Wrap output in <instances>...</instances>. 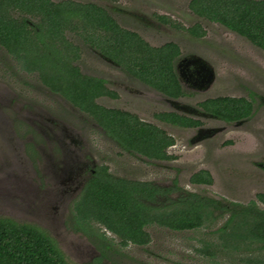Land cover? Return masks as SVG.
I'll return each instance as SVG.
<instances>
[{
    "label": "rangeland",
    "instance_id": "rangeland-1",
    "mask_svg": "<svg viewBox=\"0 0 264 264\" xmlns=\"http://www.w3.org/2000/svg\"><path fill=\"white\" fill-rule=\"evenodd\" d=\"M71 1L94 3L109 10L117 7L119 13L115 16L119 24L137 32L152 46L174 42L180 47L182 57L198 55L210 63L215 72L214 83L204 93L186 89L188 95L182 101L190 107L198 108V103L208 98L255 99L254 116L242 125L195 117L204 130L221 129L212 136L199 135L197 129L161 125L154 115L173 110L161 95L156 98L157 93L97 57L78 38L71 36L80 48V71L105 79L108 88L118 93L116 100L100 98L97 103L108 109L135 114L142 121L162 128L175 140L168 154L176 160L148 161L119 150L92 125L91 119L86 126L76 118L74 127L89 140L97 165H105L115 177L161 185H172L175 179L183 193L241 206L256 202L258 208L264 209V203L257 199L258 195H264V51L221 25L193 14L188 7L191 0ZM157 15H165L184 28L199 24L206 36L193 38L185 30L159 23ZM120 81L132 84L135 91H148L149 96L143 97L132 88L117 86L115 82ZM29 85L37 86L32 89ZM41 88L47 92L35 75L17 71L0 48V218L40 227L57 242L70 264H240L249 258H264V253L255 254L243 246L235 249L223 245L220 230L225 227L229 212H214L215 218L196 230L180 232L151 225L146 228L151 238L147 246L116 247L109 259H101V254L95 255L90 249L95 246L88 237L70 227L69 219L76 199L53 198L50 201L47 197L49 189L56 197L59 187L51 164L57 165L63 158L57 141H50L49 151L47 123L41 124L45 117L29 103L41 105L43 109L49 106L53 115H62L57 113V108L65 100L52 93L46 97L48 92L45 94ZM200 170L210 173L211 185L190 182V177ZM105 233L108 239L118 244L115 235ZM204 245L217 249L215 254L211 257L203 254Z\"/></svg>",
    "mask_w": 264,
    "mask_h": 264
},
{
    "label": "trees",
    "instance_id": "trees-1",
    "mask_svg": "<svg viewBox=\"0 0 264 264\" xmlns=\"http://www.w3.org/2000/svg\"><path fill=\"white\" fill-rule=\"evenodd\" d=\"M189 8L264 50V0H192ZM162 22L167 24L168 20L162 18ZM112 30L113 20L94 4L70 0H0V48L17 71L35 75L52 93L91 115L125 149L169 161L173 157L165 150L174 145L171 137L134 115L106 110L94 102L96 97L111 93L105 89L103 80L80 72L76 65L80 48L69 35L82 39L169 97L179 94L172 61L179 50L172 44L152 48L127 32H119L115 37ZM99 31L109 35H100ZM188 31L197 37L204 36L198 26ZM201 105L206 112L226 122L245 117L251 110L250 102L244 99L219 98ZM163 119L183 128L198 124L171 114ZM101 170L74 201L69 219L70 227L88 237L101 259H109L116 247L147 246L151 238L146 228L151 225L180 232L196 230L214 219V212L230 213L220 230L226 248L243 246L255 254L264 253V209L258 208L256 202L247 206L224 204L187 192H179L173 198L172 189L115 179L105 174V168ZM190 182L210 185L212 180L207 171H199L191 176ZM173 186L180 191L176 182ZM257 199L264 203V195H258ZM105 231L115 235L118 244L108 239ZM201 250L211 257L217 249L204 245ZM0 264L70 263L57 242L40 227L0 218ZM240 264H264V258H249Z\"/></svg>",
    "mask_w": 264,
    "mask_h": 264
},
{
    "label": "flooded vegetation",
    "instance_id": "flooded-vegetation-1",
    "mask_svg": "<svg viewBox=\"0 0 264 264\" xmlns=\"http://www.w3.org/2000/svg\"><path fill=\"white\" fill-rule=\"evenodd\" d=\"M108 1L114 2L115 0H108ZM190 2H189V4H190ZM80 4H94V3H80ZM94 5H96V4H94ZM96 6H98L101 10H103L107 14V16H109L111 18V20H113V30H112L113 33L112 34L115 37H117V33H119V32L120 33L121 32H127V33H130L131 35H136L137 37H139L142 41H144L145 43H147L152 48H159L160 49V48L166 47V45L172 44V45H175L177 47V49L179 50V54L172 60L173 61V74L176 77V82H177L178 93L179 94L177 95V97H169L166 93H164L161 90L153 87L152 85H150V84L142 81L138 77H135L126 68H124L123 66L117 64L111 58H108L107 56L103 55L101 52H99V50H95V49L91 48L86 42H84L82 39H79L78 38L84 44V46H86V48L89 51L94 52L97 55V57L101 58L102 60L106 61L108 64H110L112 66H115V67H117L119 69H122L123 72L127 76H129L130 78L138 81V83H140L142 85H145L148 89H151L154 93H157L158 95H156V98L159 99L160 98V95H161V99H163L164 102H166L169 105V107H171V109H173V110L172 111H162V112L156 113L154 115V117H155L156 121L159 124L166 125V126H176V127H180V126H178L176 124H172L170 122L165 121L163 119L164 115L171 114V115H176V116H179V117H186V118L193 119L194 121H196V123H198L197 125H195L194 127H191L190 129H197L199 135L206 134L208 136H212V135H215L214 134L215 128L207 129V130L205 129L208 132H205V130H204V132L200 133L199 132V129H203L202 123L199 121V119H197L195 117L211 118V119H214V120L222 121V122H224L226 124L242 125L243 123L249 121L254 116V113L256 111L255 106H254L255 105V99L252 98V97H251V99H245L243 97H241V98H232V97L208 98V99H205L202 102H199L198 103V108H193V107H190L189 105L183 103L182 100L188 95L185 92L186 89H189V90H191L193 92L204 93L205 91L209 90L212 87V85L214 83V80H215V72H214L213 67L210 65V63H208L204 58H202L201 56H198V55H189L187 57H182L180 47L176 43H174V42H166V43H164L162 45H159V46H152L140 34H138L137 32H135L133 30L126 29V28L122 27L121 24H119V22L117 20V17L115 16V13H119V9L117 7H112L109 10V9L103 8V7L99 6V5H96ZM188 7H189V5H188ZM190 11H191V9H190ZM193 14H195V13H193ZM196 16H198V15H196ZM198 17H200V16H198ZM162 18L167 19L168 20V23L167 24L166 23H163L162 22ZM201 18H203V17H201ZM156 19L158 20L159 23H161L163 25H168V26H170V27H172L174 29L185 30L193 38L202 39V38H204L206 36V31L199 24H195V25H193V26H191L189 28H184L181 25H179V24L173 22L172 20H170L165 15H157ZM209 22H211V21H209ZM170 23L176 24L177 26L176 27L175 26H172V25H170ZM211 23H214V22H211ZM214 24L221 25L219 23H214ZM195 26H198V27H200V29L203 30L204 36L197 37L195 35H192L188 31V30L194 28ZM221 26L224 27V28H226L227 30H229V31L237 34L236 32L228 29L227 27H225L223 25H221ZM99 32H100V35H109V33H107L106 31H99ZM237 35H239V34H237ZM71 36H73V35H69V38L73 41V37L74 36L73 37H71ZM240 37H242V36H240ZM242 38H244V37H242ZM244 39H246V38H244ZM253 46H255V45H253ZM255 47L258 48V49H260L257 46H255ZM262 51H264V50H262ZM80 57H81V53H80ZM80 59H79V61H80ZM78 62L76 63L77 66H78ZM210 69H212V73H211V70ZM83 75H85V74H83ZM85 76H88V75H85ZM88 77H92V78H96V79L103 80V82H104L103 85H104L105 89L109 93H111V95H103V96L96 97L94 102L97 105H99L97 103V101L100 98H110L112 100L118 99V93L108 88L107 81L105 79L98 78V77H93V76H88ZM210 80H211L212 83H211L210 87H208V89L205 90V88L209 85ZM38 82L47 90L48 93L44 89L41 88V90L45 94L47 93L46 94V97L50 96L49 94L52 93L50 91V89H48L47 87H45L39 80H38ZM115 84L117 86L121 87V88L124 87V89L132 88L133 92L136 90V89H133V87H132L133 85L132 84L125 83V81L115 82ZM35 86H37V85H33V86L32 85H29V87H31L32 89H34L33 87H35ZM38 89H40V87ZM135 92H137L138 95L143 96V97L149 96L148 95V91H144L142 89L141 90H138V91H135ZM52 94H54V93H52ZM54 95H56V94H54ZM61 98L64 99L63 97H61ZM219 98H231V99H244V100H247L251 104L250 113L247 116H245V117H242V118L237 119V120H232V121H229V122L220 120L216 116L210 114V112H206L204 110V108L202 107V105H201L202 103H204L206 101L215 100V99H219ZM64 100H65V102L63 101V102L59 103V105H58V108L59 109L57 108V110H59V111L57 113H59V112L62 113V115L61 114H59V115L57 114L58 116L57 115H53V112L54 111L53 110H50V107L49 106L48 107H45V109H43V107H41V105H38V104H31V103H29V105L33 106V108L36 109V111L42 113L43 116L45 117V119L41 122V124H44V121H45V123H47L45 125V128H47V131H48L47 132V135H48L47 138H48V149H49V151H50V146H51L50 145V141H51V143H54V141H58V139H59V137H56V135H54L56 131H58V133L61 134V136L63 137V139H65V140L68 139L70 141V143L73 142L74 149H76V151L79 150L78 154L80 155V160L79 161H76L79 164V169H78L77 175L76 176L73 175L72 177L75 176L74 179L77 182V184H76L77 187H78V184L80 186L82 185V188H81L80 193L82 192V190H83L84 186L86 185V183L92 177H95L99 172H101L102 171L101 169H103V168L106 169V173L105 174H108L112 178H115V179H124V180L130 181V182H141V181H134V180H129V179H125V178L115 177V176L111 175V173L109 172L108 167H106L105 165L104 166H98L97 165V161H96L95 156H94L95 154L90 151L91 144H90L89 140L87 138H84L81 135L82 132L80 133V131H78L76 129V127H74V126H76V124H74L76 118H78L79 121H82L83 124L86 125V126L88 124H90V121H88V119H91L92 122H93L92 125L95 126L96 128H99L104 133V135L111 141V143H113L122 152L124 151L126 154L136 155L138 157L145 158L148 161H155V162H157V161L158 162H170V161H173L174 159L176 160V158L174 156H172L173 158L171 160H169V161H167V160L151 159V158H148L147 156H144V155H141L139 153H135V152H132L130 150L125 149L122 146V144L118 141V139L117 138H113L112 136H110L106 132V130H104V128L101 125H99L96 122V120L91 115H89V114H87V113L79 110L76 106H74L68 100H66V99H64ZM169 101L175 102V104L174 103H171ZM261 103H262V101H261ZM99 106H101V105H99ZM62 107H64V108L62 109ZM101 107H103V106H101ZM103 108L106 109V110H115V111H120V112L128 113V114H131V115L136 116L141 122H145V121H142L135 114H132V113H129V112H126V111H123V110H118V109H108V108H105V107H103ZM64 109H66V110H64ZM64 111H66V113ZM64 113L66 115H64ZM145 123H147V122H145ZM147 124H150V123H147ZM61 125L64 126V127H62ZM150 125H152V126L158 128V129H160L162 132L165 133V135L171 137V135H169L162 128H160V127H158L156 125H153V124H150ZM181 128H183V127H181ZM58 143L60 145L59 147H60V152H61V155L62 156H67V155L71 154L72 150H71L70 145H68V144H61L59 141H58ZM33 144H34V142H33ZM30 145H32V144L30 143ZM174 145H175V140H174ZM174 145H172L171 147H173ZM171 147L166 148L165 152H166L167 155H169L168 154V150ZM169 156H171V155H169ZM200 171H206V170H200ZM49 175H50V173H49ZM209 175H210V173H209ZM70 176H71V174H70ZM210 177H211V175H210ZM211 180H212V177H211ZM48 182H50V178L48 179ZM174 182H176V186L179 188V186L177 184V181L175 179L173 180V184L172 185H161V184L153 183V182H141V183H148V184L157 186L159 188H169V189H172L171 190L172 191V195H170V197L175 198V197H178L179 192L182 193V191H181L180 188H179L180 191L174 190V188H173L174 187L173 186L174 185ZM78 197L79 196H77L75 199H77ZM224 204H227V203L224 202Z\"/></svg>",
    "mask_w": 264,
    "mask_h": 264
},
{
    "label": "water",
    "instance_id": "water-1",
    "mask_svg": "<svg viewBox=\"0 0 264 264\" xmlns=\"http://www.w3.org/2000/svg\"><path fill=\"white\" fill-rule=\"evenodd\" d=\"M210 70H211V73H212V69H210ZM211 83L212 82L210 80L209 85L205 88V90L208 89V87H210ZM169 102L175 104V102H172V101H169ZM62 127H64V126H62ZM219 131H221V129L220 130L219 129H215L214 130V134H217ZM199 132L200 133L204 132V129H199ZM205 132H208V131L205 130ZM54 135H56V137H59L58 141L61 144L70 145L72 152H71V154H69L67 156H62L63 161H61L59 163V164H62V167H60V166L57 167V165H59V164L56 165V163H52L51 164V166H52L51 168H55L53 173H54L55 181L59 185V187L57 186L58 188L56 189V191H57V194L55 193L56 197H53L54 195H52V193L50 192V189H49V193H48L49 195L47 194V197H50V201L51 200L53 201V198L54 199L62 198L63 200H66V199L67 200H72V199H75L77 196L80 195L79 193H80L81 188H82V185L80 186L78 184V187L76 186L77 182L74 179V177L77 175V172H78V169H79V164L76 161L80 160V155L77 153L76 149H74L73 142L70 143V141L68 139L67 140L63 139V137L61 136V134L58 133V131H56ZM70 174H71V176H70ZM73 175H75V176L72 177ZM35 198H36V196H35ZM66 211H67V209H66ZM64 247H66V246L64 245ZM90 249L92 251H94L95 255H100V252L98 250H97L98 252L95 250L97 248L94 247V248H90Z\"/></svg>",
    "mask_w": 264,
    "mask_h": 264
}]
</instances>
